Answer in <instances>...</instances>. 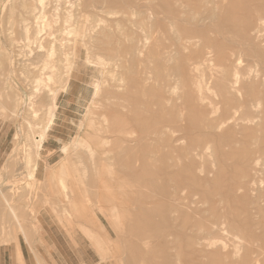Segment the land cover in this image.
Masks as SVG:
<instances>
[{
	"label": "rangeland",
	"instance_id": "374dc122",
	"mask_svg": "<svg viewBox=\"0 0 264 264\" xmlns=\"http://www.w3.org/2000/svg\"><path fill=\"white\" fill-rule=\"evenodd\" d=\"M104 1L105 8L119 11L113 16L103 13L107 19L104 24L124 16L126 36L121 37L118 32L122 29L116 26L121 29L116 33L112 25L115 31L112 30L110 40L124 39L122 48L125 45L127 48V41L133 37L139 52L136 56L127 53L130 60L124 59L129 64L126 68L115 66V71L125 78L120 83L123 88H116L117 82L107 76L103 93L96 98L100 106L97 103L92 107L93 117L100 123L98 116L103 114L107 121L101 130L91 128L89 120L86 121L90 127L87 136L96 140L97 149L93 161L80 152L70 155L68 169L74 172V177L73 181L69 180L73 185L69 199L57 187L56 177H38L37 188L35 184L28 186L23 178L24 166L20 167L25 149H18L15 156L9 157L17 121L10 113L7 95L19 91L16 79L3 66L10 54L14 56L13 73L19 70V44L7 50L8 39L19 33L4 29L6 19L0 22L3 63L0 65V264H17L12 243L4 242L15 234L22 254L38 258L36 264H234V258L218 253L219 249L206 243L216 241L226 245L222 252L231 251L229 238L233 230L229 225L240 224L242 219L264 217L263 158L253 160L246 184L234 178V174L247 170L238 157L240 150L248 145L250 133L254 132L259 147L264 149L261 107L251 108V114L244 120L246 129L240 120L234 123L230 119L218 120L212 129L202 128L200 110L198 114L189 93L192 70L182 79L167 67V91L156 85L152 41L145 40L140 26L141 19L150 25L148 16L152 14L146 1ZM154 4L157 12L167 16V4H161L160 0ZM48 10L49 5L45 9L47 16ZM222 32L232 33L231 27ZM225 36L228 41L220 40L225 45L234 41ZM253 41L264 53V30ZM241 50L235 55L243 66L247 58ZM85 54L80 44L72 91L60 98L53 129L40 152L39 160L50 162L52 167L60 161L61 143L78 132L77 124L85 114L82 102L89 96L93 80L100 78L99 69L85 61ZM252 68L264 76L259 65ZM215 93L216 89L207 80L203 85V101L214 106L207 113L212 119H217L220 111L219 105L212 102ZM171 103L178 111L173 119L168 116ZM160 120L167 123L168 136L161 137L155 129ZM103 138H107L108 145L102 143ZM194 144V149L189 150ZM35 208L39 210L36 217L42 225L41 235L32 234V239L27 240L22 232L26 224L23 212L27 211L26 219L31 220ZM203 226L205 231L197 230ZM238 228L242 230L241 225ZM251 255L253 264H261L257 261L259 256Z\"/></svg>",
	"mask_w": 264,
	"mask_h": 264
},
{
	"label": "bare ground",
	"instance_id": "6f19581e",
	"mask_svg": "<svg viewBox=\"0 0 264 264\" xmlns=\"http://www.w3.org/2000/svg\"><path fill=\"white\" fill-rule=\"evenodd\" d=\"M145 1L152 16H148V19L151 18L150 25L147 26L141 19L140 26L145 33V40L152 41L150 51L158 87L167 91V67L182 79L192 70V89L189 93L198 114L200 110L202 128L212 129L218 120L230 119L234 123L240 120V124L246 129L244 120L251 114V108L254 106L261 107L260 113L264 116V76L252 68L253 65H259L264 69V53L255 47L253 41L262 35L264 30V0H160L161 4H167V16L156 11L155 0ZM104 4V0H0V22L6 19L4 29L19 33L7 41V50L16 43L19 44V70L17 74L13 73L14 56L10 54L7 55L6 65L3 66L16 79L19 91L7 95L11 106L10 113L17 121L9 157L15 156L18 149H25L20 167L23 169L24 166L23 178L28 186L35 184L37 188L38 177H56V185L66 199L70 198L73 186L69 180L73 181L74 177V172L68 169L70 155L80 152L85 154L89 161H93L97 149L96 140L87 136V128L90 127L86 121L89 120L91 128L97 130H101L102 124L107 121L105 115L99 114L101 122L98 123L93 117L95 113L91 111L92 107L99 103L96 98L103 93L106 77L110 76L117 82L116 88H123L120 83L125 81V78L122 73L115 71V66L126 68L129 66L126 61L130 60L127 53L136 56L139 52L137 41L133 37L127 38L131 43L126 39L129 44L125 42L127 48L125 44L123 46L128 52L122 48L121 41L124 39H119L121 43L117 41L120 35L126 36L124 16L114 17L104 24L107 19L102 16L103 13L113 16L119 12L105 8ZM48 5L49 16L45 11ZM122 14L124 15V12ZM161 20L167 23L159 22ZM216 21L217 24L214 25ZM112 25L122 29L116 28V33L121 30L116 41L110 40L114 30ZM223 26L225 29L231 27L232 33L224 34ZM225 35L234 41L229 45L220 42L228 41ZM79 43L86 51L85 61L99 69L100 78L93 80L91 92L82 102L85 114L77 124L78 132L76 131V135L69 141L61 143L60 161L52 167L45 159L43 161L46 162L39 160L40 152L53 129L60 98L72 91V75ZM4 48L2 50L5 52ZM241 49L247 58L243 66L239 62L240 58L235 55L236 52L242 51ZM1 64L3 63L0 60ZM207 80L216 89L212 102L219 105L217 119L207 116L208 111L215 108L212 103L206 104L203 101V85ZM207 88L209 89V86ZM161 100L167 101V98L161 97ZM169 108V118H176L178 111L175 104L171 103ZM164 121L160 120L155 124V129L161 137L167 134V123ZM252 133L248 135V145L240 150L238 157L242 166L247 168L244 172L234 174L235 180L240 184H246L255 158H263L264 161V149L259 147V138ZM102 141L108 145L107 138ZM194 146L195 144L189 150L194 149ZM188 155L189 151L186 153V156ZM217 190L219 191V188L215 189L216 193ZM36 209L33 211V218L29 217L31 220L26 219L27 211L23 212V215L27 226L39 230L41 224L36 217L39 212ZM64 213L69 217L67 210L64 209ZM238 225L242 226V230ZM229 228L233 230L232 237L229 238L233 246L231 251L222 252L221 248L226 245L216 241H208L206 244L216 247L219 249L218 253H223L224 256L230 255L234 258V264H253L252 253L259 256L257 261L264 264V217L258 220L242 219L240 224H230ZM197 230L205 231L204 226Z\"/></svg>",
	"mask_w": 264,
	"mask_h": 264
},
{
	"label": "crops",
	"instance_id": "0c3cea01",
	"mask_svg": "<svg viewBox=\"0 0 264 264\" xmlns=\"http://www.w3.org/2000/svg\"><path fill=\"white\" fill-rule=\"evenodd\" d=\"M41 227L42 225L39 227V230L33 229V227H29L26 224L23 227V234L24 237L29 240V238L32 239V234H36V235H41ZM4 242H11L12 243V247H13V254L15 255V261L17 262V264H36V261L38 260V258L35 259V257L31 254V255H23L21 252V248H20V244L18 242L17 239V235L15 234L14 236L11 235L10 240H6ZM48 244V243H47ZM38 248V247H37ZM57 262V261H56Z\"/></svg>",
	"mask_w": 264,
	"mask_h": 264
}]
</instances>
